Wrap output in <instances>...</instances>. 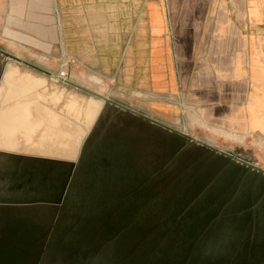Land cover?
Returning <instances> with one entry per match:
<instances>
[{"label": "rangeland", "instance_id": "rangeland-1", "mask_svg": "<svg viewBox=\"0 0 264 264\" xmlns=\"http://www.w3.org/2000/svg\"><path fill=\"white\" fill-rule=\"evenodd\" d=\"M7 30L9 33L3 31L0 34V49L22 62L0 54V149L20 150L24 147V152L48 156L74 154L68 151L71 133L74 134L80 124V129L84 127L88 134L103 103L66 80L137 112L147 113L151 118L147 110L149 97L135 96L132 89L122 85L114 87L120 84L112 86L98 74L75 65L59 44L54 45L52 28L46 27V37L49 38L46 41L38 40L37 26H13L7 27ZM32 77L44 79L47 87L43 88L45 84L40 83L37 88H27ZM21 96L29 97L24 100L31 102L32 112L27 107L24 116L6 112L12 110L14 101ZM45 98L44 105L54 114L45 112L40 105L39 101ZM105 110L97 137L102 136L105 141L110 137L130 140L131 153L141 168L139 176L144 177L154 167L152 160L161 156V144L169 134H164L165 131L156 126L154 132L153 128L115 105H109ZM87 118L94 122L86 126ZM61 121L72 124H60ZM40 122L44 124L39 127ZM22 127L25 129L24 136H19L17 129ZM41 128H46L42 136L38 132ZM189 135L264 169L262 140L236 138L199 125L191 128ZM152 136L155 138L151 139ZM173 143L177 147L180 140L173 136ZM52 145L63 148L52 149ZM7 163L8 159L0 154V173ZM106 176L104 170H88L71 184L69 197L57 221L59 229L54 233L45 232L44 228L56 222L59 207L0 208V264H37L38 258L47 249L48 241L50 255L62 262L99 256L125 260L128 264H183L192 248L188 237L194 234L185 237L181 230V222L186 224L190 216L179 218L180 223L174 221L178 219V210L184 203L170 202L177 190L172 186L174 182L148 186L130 198L127 195L139 184L134 173L123 170L121 174ZM8 181L0 174V200L10 196ZM254 251L258 252L259 259L256 258L252 264H264V249L256 247ZM172 259L176 262L173 263ZM193 264L200 263L194 261Z\"/></svg>", "mask_w": 264, "mask_h": 264}, {"label": "crops", "instance_id": "crops-1", "mask_svg": "<svg viewBox=\"0 0 264 264\" xmlns=\"http://www.w3.org/2000/svg\"><path fill=\"white\" fill-rule=\"evenodd\" d=\"M13 26L40 41L52 28L75 65L149 97L156 121L264 141V0H0V34ZM28 98L6 112H32Z\"/></svg>", "mask_w": 264, "mask_h": 264}, {"label": "flooded vegetation", "instance_id": "flooded-vegetation-1", "mask_svg": "<svg viewBox=\"0 0 264 264\" xmlns=\"http://www.w3.org/2000/svg\"><path fill=\"white\" fill-rule=\"evenodd\" d=\"M105 113L106 110L96 119L89 131L90 134L82 149V159L72 183H75L77 178L88 170H104L106 177L128 170L129 173H134L139 181L138 186L127 195L131 198L143 192L148 186L164 184L168 181L174 182L172 186L177 190L170 202H184L178 210V219L174 221L180 223L179 218L190 216L191 219L188 218L186 224L183 223L184 221L181 222V230L185 237L191 235L190 233L194 234L188 237L192 242V248L183 264H193L194 261L200 264H252L256 258L259 259L258 252L254 250L256 247L264 249V173L195 144L186 146L183 139L178 136L176 138L180 140V145L175 147L173 143L175 135L163 129L164 134H169V137L165 136L161 144V156L152 160L151 164L154 167L141 178L139 176L141 168L134 154L131 153L130 140L110 137L105 141L102 136L97 137ZM138 120L153 128L155 132L154 124L140 118ZM77 128L78 130L74 134L71 133L72 136L69 137L71 143L68 151L70 153L80 152L88 135L87 131L80 129V124ZM44 129L46 128L38 130L41 136ZM153 138L155 137L152 136L151 139ZM78 140H80V146H77ZM50 147L63 148L61 145ZM19 149L0 150L34 154L24 152V147ZM6 158L8 163L0 174L9 179L7 190L10 196L0 202L59 199L68 175L67 166L17 157ZM180 181L184 183L179 184ZM67 197H69V191ZM38 205L48 208L59 207L56 222L51 227L44 228L45 232L54 233L56 229H59L57 221L62 214L61 208L64 203L62 206ZM3 207L23 206L0 204V208ZM197 232L198 234L195 235ZM235 239L239 241H234ZM49 243L50 241L47 242V249L38 258L37 264H128L125 260L99 256L62 262L50 255ZM171 261L176 262L173 259ZM176 264L179 263L176 262Z\"/></svg>", "mask_w": 264, "mask_h": 264}, {"label": "water", "instance_id": "water-1", "mask_svg": "<svg viewBox=\"0 0 264 264\" xmlns=\"http://www.w3.org/2000/svg\"><path fill=\"white\" fill-rule=\"evenodd\" d=\"M0 54L6 56L7 58L17 61V62H22V60L16 56L10 55L9 53L3 51L0 49ZM66 82L70 85H74L76 88L82 89L83 91L91 94L92 96L100 99L101 101L104 102L103 107L101 109V111L98 114V117L102 114V112L105 110L106 107H108L109 105H115V107H117L119 110H122L123 112L129 113L137 118L143 119L145 121H148L152 124H154L155 126L162 128L164 130H166L167 132L180 137L181 139H183V141L185 142L186 146H188L189 144H196L199 147L205 148L210 150L213 153H220L223 156L229 158L230 160H234L237 162H240L242 165L247 166L248 168L251 169H255L260 173H264V169L257 166L256 164H253L252 162L249 161H245L243 159H240L238 156H236L233 153H229V152H224L221 151L220 149H218L217 147L205 144L197 139H195L192 136H189L188 134H186L185 132L179 131L175 128H172L168 125H165L159 121H156L150 117H148L145 114H142L140 112H137L131 108H128L124 105H121L119 103H116L114 101H112L111 99L107 98V97H103L101 95H98L96 93L90 92L87 89H83L82 87H79L78 85L73 84L72 82L66 80ZM97 117V118H98ZM90 132L88 133L86 139L84 140L81 149H80V153L78 155V157L76 158L75 161H69L67 159H59V158H53V157H43V156H36V155H25V154H21V153H12V152H7V151H0V154L9 157V159L11 157H17L20 159H30L33 161H40V162H46V163H58L61 165H65L68 167V175H67V179L65 180V183L63 184V189H62V193L59 197V199L57 200H53V201H49V200H24V201H12V202H0V204H6V205H16V206H31V205H38V204H50V205H54V206H62L65 198L68 194V191L70 189L72 180L74 178V175L76 173V170L78 168V166L80 165V161L82 159V149L84 148L85 142L89 136Z\"/></svg>", "mask_w": 264, "mask_h": 264}, {"label": "bare ground", "instance_id": "bare-ground-1", "mask_svg": "<svg viewBox=\"0 0 264 264\" xmlns=\"http://www.w3.org/2000/svg\"><path fill=\"white\" fill-rule=\"evenodd\" d=\"M30 81H31V85H28V86H26L27 88H37L39 85H40V83H41V80L40 79H38V78H36V79H34L33 77L32 78H30ZM26 88V89H27ZM36 99H37V97H36ZM30 102V101H29ZM99 102H101V101H99ZM31 103V102H30ZM102 103L104 104V102L102 101ZM103 104H102V106H101V108H100V110H99V112L101 111V109H102V107H103ZM99 112L97 113V115H96V117L98 116V114H99ZM62 117V116H61ZM95 117V118H96ZM95 120V119H94ZM47 121V119L44 121V123ZM62 122V121H61ZM92 121H91V119H89V118H87V120L85 121V125L86 126H88V125H90V123H91ZM94 122V121H93ZM92 122V123H93ZM49 123V122H48ZM90 128V127H89ZM84 132L85 131H87V129H84V127H83V129H82ZM80 140H78V142H77V146H80V142H79ZM79 151H77V153H74L73 155H69V156H64V155H56V154H54V155H50V156H48V155H37V156H43V157H51V156H56V157H59V159H62V158H64V159H73V161H75L76 160V158L78 157V155H79ZM25 155H33V154H25Z\"/></svg>", "mask_w": 264, "mask_h": 264}]
</instances>
